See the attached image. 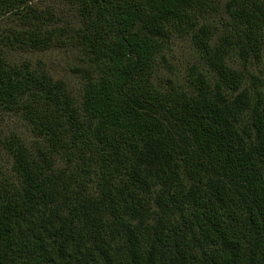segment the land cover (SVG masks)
<instances>
[{
	"label": "trees",
	"instance_id": "trees-1",
	"mask_svg": "<svg viewBox=\"0 0 264 264\" xmlns=\"http://www.w3.org/2000/svg\"><path fill=\"white\" fill-rule=\"evenodd\" d=\"M32 1L0 0V25L19 20L0 31V110L39 138L0 133V264H264V80L245 86L264 2L226 1L221 32L202 23L212 0H66L79 25L64 32ZM174 34L214 78L194 64L185 82L153 80ZM65 46L79 96L8 58Z\"/></svg>",
	"mask_w": 264,
	"mask_h": 264
},
{
	"label": "rangeland",
	"instance_id": "rangeland-1",
	"mask_svg": "<svg viewBox=\"0 0 264 264\" xmlns=\"http://www.w3.org/2000/svg\"><path fill=\"white\" fill-rule=\"evenodd\" d=\"M228 0H212L210 8V18L203 19L202 23L218 26L225 29L228 21V14L225 10V3ZM263 1L264 0H260ZM31 5L45 15H49L54 23V27L64 28V32L77 28L79 25L76 4H71L66 0H33ZM19 20L11 16L6 17L0 25V31L14 28ZM63 26V27H62ZM3 30V31H4ZM81 54L77 49L71 46L64 48H52L47 51H23L21 49L8 53V58L12 63H22L29 61L34 65H44L55 78H60L66 82L74 95L81 94L83 81L75 75L71 68L82 63ZM153 70V80L160 84H168L170 80L175 83L185 82L186 77L190 74L191 67L196 64L200 69L208 71L211 77L216 74L209 70L207 65L203 64L200 57L199 49L188 36H179L174 34L169 45L164 49L161 56L155 60ZM236 68H241V64L236 59H230ZM245 86L250 84V76H260L264 80V54L261 60H252L247 64ZM80 98V97H79ZM78 98V99H79ZM0 132L2 137H10L12 134L19 135L26 140L29 145H34L39 138L32 132L30 125L20 116L12 112L0 110ZM12 158L9 151L0 143V175L3 173L13 175L11 170Z\"/></svg>",
	"mask_w": 264,
	"mask_h": 264
}]
</instances>
